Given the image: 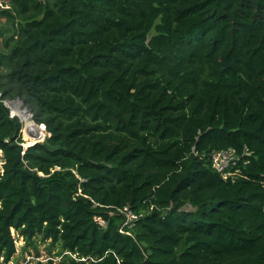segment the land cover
I'll return each mask as SVG.
<instances>
[{"label":"trees","instance_id":"trees-1","mask_svg":"<svg viewBox=\"0 0 264 264\" xmlns=\"http://www.w3.org/2000/svg\"><path fill=\"white\" fill-rule=\"evenodd\" d=\"M0 95V259L15 230L59 264H264V0H5Z\"/></svg>","mask_w":264,"mask_h":264},{"label":"rangeland","instance_id":"rangeland-1","mask_svg":"<svg viewBox=\"0 0 264 264\" xmlns=\"http://www.w3.org/2000/svg\"><path fill=\"white\" fill-rule=\"evenodd\" d=\"M4 2L5 0H1L0 4ZM12 102V103H10ZM10 103V112L12 116H17L20 122L23 125V130L21 131V136L24 141L23 146H26L28 144H34L37 141H40L41 143L46 140L44 139V131L39 126V124L35 121L36 114L31 113L32 115V121L35 123L37 127L42 132V135L38 139H33L25 135V123L23 121V118L17 115L13 110V104H20L23 109H26L24 105L20 102H13V101H6L5 105L8 106ZM21 108V109H22ZM50 134L48 133V136ZM47 136V137H48ZM43 140V141H41ZM3 153L0 151V173H3ZM43 176V174H40ZM12 235L15 240V246H16V254L12 258L10 262H6L4 259H0V264H41V263H47L48 261L53 260L55 264H59L62 259L65 257L66 254H62V250L59 247V245H53L52 240H44L43 236H38L30 240H25L23 237L19 236L15 230H12ZM75 257V256H74Z\"/></svg>","mask_w":264,"mask_h":264},{"label":"built area","instance_id":"built-area-1","mask_svg":"<svg viewBox=\"0 0 264 264\" xmlns=\"http://www.w3.org/2000/svg\"><path fill=\"white\" fill-rule=\"evenodd\" d=\"M2 3L0 6H2ZM210 160L212 167L216 172L222 174L225 178H235L234 175L235 171H238L236 170V167L238 166L240 158L233 149L213 152L210 155ZM120 213L124 215L125 226H128L129 228H132L134 223L142 218V215L134 213L129 207L120 210Z\"/></svg>","mask_w":264,"mask_h":264},{"label":"bare ground","instance_id":"bare-ground-1","mask_svg":"<svg viewBox=\"0 0 264 264\" xmlns=\"http://www.w3.org/2000/svg\"><path fill=\"white\" fill-rule=\"evenodd\" d=\"M12 107H13L14 112L23 118V121L25 123V130H24L25 135L30 137V138H33V139L40 138L42 135V132L39 129V127H37L35 125V123H33V121H32L33 117L31 115L30 111L27 109H23L20 104H13ZM45 138H46V135L44 133V139L43 140H45ZM43 140H41V141H43Z\"/></svg>","mask_w":264,"mask_h":264},{"label":"water","instance_id":"water-1","mask_svg":"<svg viewBox=\"0 0 264 264\" xmlns=\"http://www.w3.org/2000/svg\"><path fill=\"white\" fill-rule=\"evenodd\" d=\"M13 102H20V103H22V105H24V103L20 100V99H16L15 101H13ZM10 103H12V102H10ZM10 103L8 104V106L6 105V107L8 108V109H10L11 107H10ZM27 110H29L27 107H25ZM30 111V110H29ZM31 112V111H30ZM32 113V112H31ZM14 117H17V116H15L14 115ZM18 118V117H17ZM22 133V132H21ZM41 142L40 141H37V142H35L34 144H31V145H27V146H23V144H21V145H19V154L17 155V158H16V162L14 163V165H13V170L16 172V173H20V174H22V175H28V176H31L32 174L29 172V171H27L26 169H21V168H19V166H20V164L22 163V153H23V151L25 150V148L26 147H31V146H34V145H36V144H40ZM41 186H39L38 188H40Z\"/></svg>","mask_w":264,"mask_h":264}]
</instances>
